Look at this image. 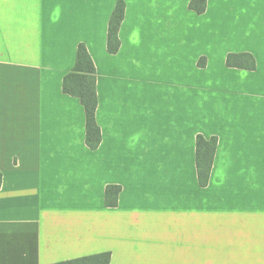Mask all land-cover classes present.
<instances>
[{"label": "crops", "instance_id": "crops-1", "mask_svg": "<svg viewBox=\"0 0 264 264\" xmlns=\"http://www.w3.org/2000/svg\"><path fill=\"white\" fill-rule=\"evenodd\" d=\"M0 0V264H264V0ZM100 146L64 93L79 44ZM249 53L254 70L229 67ZM204 59V65L200 61ZM218 138L201 186L196 138ZM121 187L116 206L106 188Z\"/></svg>", "mask_w": 264, "mask_h": 264}, {"label": "trees", "instance_id": "trees-1", "mask_svg": "<svg viewBox=\"0 0 264 264\" xmlns=\"http://www.w3.org/2000/svg\"><path fill=\"white\" fill-rule=\"evenodd\" d=\"M190 9L202 14L206 11L207 0H191ZM126 4L118 0L112 12L108 25L107 49L115 54L119 51L121 40L119 38L120 26L125 17ZM204 59L200 65H204ZM226 64L229 67L246 68L254 70L256 62L249 53H230L227 56ZM97 71L95 63L86 46L81 43L78 46L75 64L70 72L63 79V91L66 94L80 98L86 113V144L90 149L95 150L102 141L101 128L96 120L98 106L97 96ZM218 138L209 139L202 135L196 138V166L198 180L201 186H207L217 149ZM121 191L120 186L109 185L106 188V204L116 206L117 198ZM111 254L105 252L97 255L86 256L54 264H110Z\"/></svg>", "mask_w": 264, "mask_h": 264}]
</instances>
